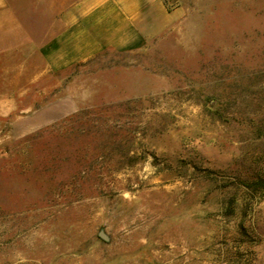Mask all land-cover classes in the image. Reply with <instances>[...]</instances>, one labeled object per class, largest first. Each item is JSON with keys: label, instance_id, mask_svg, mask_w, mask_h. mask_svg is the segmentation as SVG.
Returning a JSON list of instances; mask_svg holds the SVG:
<instances>
[{"label": "rangeland", "instance_id": "1", "mask_svg": "<svg viewBox=\"0 0 264 264\" xmlns=\"http://www.w3.org/2000/svg\"><path fill=\"white\" fill-rule=\"evenodd\" d=\"M103 1L0 0V264H264V0H111L135 47L50 69Z\"/></svg>", "mask_w": 264, "mask_h": 264}, {"label": "crops", "instance_id": "2", "mask_svg": "<svg viewBox=\"0 0 264 264\" xmlns=\"http://www.w3.org/2000/svg\"><path fill=\"white\" fill-rule=\"evenodd\" d=\"M122 12L116 1L105 0L94 5L87 12L84 20L72 24L69 29L42 45L41 52L46 64L50 69L64 68L72 63L85 60L104 45H112L116 48L135 47L134 44L136 45L140 38L136 36L132 22L111 21L110 24H103L98 21L101 17L116 18ZM91 27L98 30L108 29L110 34L91 37L88 35ZM122 30H128L131 33L123 37Z\"/></svg>", "mask_w": 264, "mask_h": 264}, {"label": "water", "instance_id": "3", "mask_svg": "<svg viewBox=\"0 0 264 264\" xmlns=\"http://www.w3.org/2000/svg\"><path fill=\"white\" fill-rule=\"evenodd\" d=\"M99 236L102 238V239H107V236L102 232V231H100L99 232Z\"/></svg>", "mask_w": 264, "mask_h": 264}, {"label": "trees", "instance_id": "4", "mask_svg": "<svg viewBox=\"0 0 264 264\" xmlns=\"http://www.w3.org/2000/svg\"><path fill=\"white\" fill-rule=\"evenodd\" d=\"M80 115H81V116H85V114H84V113H80L78 116H80ZM81 116H80V117H81Z\"/></svg>", "mask_w": 264, "mask_h": 264}]
</instances>
